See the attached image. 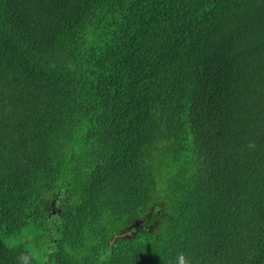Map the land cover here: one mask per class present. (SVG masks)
<instances>
[{
    "label": "trees",
    "instance_id": "16d2710c",
    "mask_svg": "<svg viewBox=\"0 0 264 264\" xmlns=\"http://www.w3.org/2000/svg\"><path fill=\"white\" fill-rule=\"evenodd\" d=\"M42 242L264 264V0H0V264Z\"/></svg>",
    "mask_w": 264,
    "mask_h": 264
},
{
    "label": "clouds",
    "instance_id": "9594fccd",
    "mask_svg": "<svg viewBox=\"0 0 264 264\" xmlns=\"http://www.w3.org/2000/svg\"><path fill=\"white\" fill-rule=\"evenodd\" d=\"M50 250V247L44 246V243L42 242L41 247L30 248L29 251L21 254L19 259L21 264H33L34 260L39 261L40 264H42V252L46 254ZM175 264H193V259L186 252L181 251L176 257Z\"/></svg>",
    "mask_w": 264,
    "mask_h": 264
},
{
    "label": "water",
    "instance_id": "95a60500",
    "mask_svg": "<svg viewBox=\"0 0 264 264\" xmlns=\"http://www.w3.org/2000/svg\"><path fill=\"white\" fill-rule=\"evenodd\" d=\"M134 225H135V226H137V225H138V222H137V223H135ZM123 235H125V234H123Z\"/></svg>",
    "mask_w": 264,
    "mask_h": 264
}]
</instances>
